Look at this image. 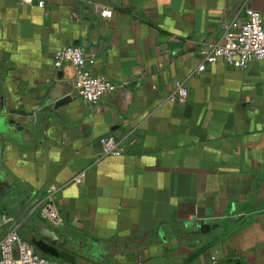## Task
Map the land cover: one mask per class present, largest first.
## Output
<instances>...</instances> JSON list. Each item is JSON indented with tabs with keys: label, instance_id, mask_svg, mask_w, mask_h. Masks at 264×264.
Masks as SVG:
<instances>
[{
	"label": "crops",
	"instance_id": "0c3cea01",
	"mask_svg": "<svg viewBox=\"0 0 264 264\" xmlns=\"http://www.w3.org/2000/svg\"><path fill=\"white\" fill-rule=\"evenodd\" d=\"M46 1L0 0V242L15 222L50 264H264V61L199 70L264 0ZM73 45L117 92L75 95L53 65ZM51 185L61 225L40 216Z\"/></svg>",
	"mask_w": 264,
	"mask_h": 264
},
{
	"label": "built area",
	"instance_id": "2783aa9c",
	"mask_svg": "<svg viewBox=\"0 0 264 264\" xmlns=\"http://www.w3.org/2000/svg\"><path fill=\"white\" fill-rule=\"evenodd\" d=\"M20 2L24 5L36 3L40 8L47 7L46 0H20ZM101 15L111 17L112 11L103 9ZM222 25L225 28L223 38L201 52L204 60L199 67L200 71L204 70L207 64L219 60L239 69H246L253 62L264 61V17L260 13L248 9L243 21H233ZM86 61V51L81 45L63 47L53 57L56 71L62 70L67 65L76 68L74 93L85 103L93 105L104 96L117 92L120 86L105 75L86 69ZM187 98L188 89L180 86L172 100L183 104ZM100 144L105 154L119 156L123 152L113 137L102 138ZM85 178L86 174L81 173L74 178L73 182L80 185ZM57 191L54 185L46 189L40 216L47 222L61 225L62 220L56 198ZM5 221L12 223L13 219ZM17 228L14 222L0 242V264H50L48 259L40 255L29 242L19 236Z\"/></svg>",
	"mask_w": 264,
	"mask_h": 264
},
{
	"label": "water",
	"instance_id": "95a60500",
	"mask_svg": "<svg viewBox=\"0 0 264 264\" xmlns=\"http://www.w3.org/2000/svg\"><path fill=\"white\" fill-rule=\"evenodd\" d=\"M71 101V97H66V98H64V99H62V100H60L59 102H57V105L58 106H60V105H65V104H67V103H69ZM11 113L12 114H16V115H21V116H25L26 114L23 112V111H21V110H13V111H11ZM10 123H12V124H16V122L15 121H11Z\"/></svg>",
	"mask_w": 264,
	"mask_h": 264
}]
</instances>
